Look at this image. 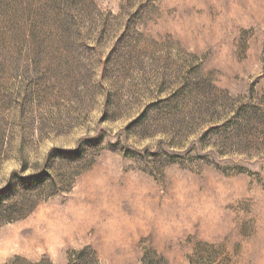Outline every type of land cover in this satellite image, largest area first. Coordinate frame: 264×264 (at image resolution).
I'll list each match as a JSON object with an SVG mask.
<instances>
[{"label":"rangeland","instance_id":"374dc122","mask_svg":"<svg viewBox=\"0 0 264 264\" xmlns=\"http://www.w3.org/2000/svg\"><path fill=\"white\" fill-rule=\"evenodd\" d=\"M0 192V264H264V0H0Z\"/></svg>","mask_w":264,"mask_h":264},{"label":"bare ground","instance_id":"6f19581e","mask_svg":"<svg viewBox=\"0 0 264 264\" xmlns=\"http://www.w3.org/2000/svg\"><path fill=\"white\" fill-rule=\"evenodd\" d=\"M43 217H44V216H43ZM41 220H42V222H43V221L46 220V219H45V217H44V218H42ZM46 221H47V220H46ZM46 221H45V222H46ZM57 223H58V222H57ZM57 223H55V224H57ZM35 240H36V239H35ZM35 240H34V242H35ZM44 240H45V239H44Z\"/></svg>","mask_w":264,"mask_h":264},{"label":"trees","instance_id":"16d2710c","mask_svg":"<svg viewBox=\"0 0 264 264\" xmlns=\"http://www.w3.org/2000/svg\"><path fill=\"white\" fill-rule=\"evenodd\" d=\"M4 195V193L3 192H0V200H1V197Z\"/></svg>","mask_w":264,"mask_h":264}]
</instances>
